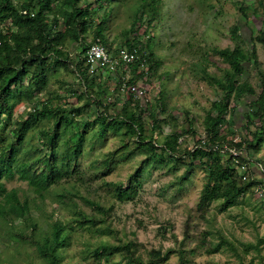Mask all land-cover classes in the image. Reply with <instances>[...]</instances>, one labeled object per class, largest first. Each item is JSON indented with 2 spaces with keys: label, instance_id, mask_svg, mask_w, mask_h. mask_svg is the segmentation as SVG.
Returning <instances> with one entry per match:
<instances>
[{
  "label": "rangeland",
  "instance_id": "rangeland-1",
  "mask_svg": "<svg viewBox=\"0 0 264 264\" xmlns=\"http://www.w3.org/2000/svg\"><path fill=\"white\" fill-rule=\"evenodd\" d=\"M125 1L127 2L124 3ZM137 3L139 0L113 1L111 17L108 20L109 29L106 32L107 46L110 52L115 53L132 36H136L144 44L151 42V52L159 63V68L149 81L145 78L138 82L147 90L150 101L144 99L137 103L143 109L142 117L146 127L152 128L150 105L153 104L159 127L154 135L158 140V153H161L160 147L164 146L166 139L174 132L181 135L179 145L182 150L195 149L200 141H208L204 120L212 103L222 96L219 89L206 80V73L221 76L225 69H229L230 66L215 54L214 49L238 46V42L231 37L235 25L240 26L241 34L249 41V46L253 45L250 40L252 36L257 40L259 61L256 64H247L245 77L250 79L256 91H261L258 70L264 72V46L258 42V37L264 7L260 5V0H163L159 18L148 33L145 32L147 25H143L127 36L126 32H129L133 23V6ZM250 5H254V8ZM242 7H252L246 10L248 16L245 17L240 12ZM92 8L94 12L99 9L95 5ZM256 9V14H253ZM100 15L101 13L97 14L96 18ZM60 29L63 31L64 27ZM90 31L88 42L93 40V32ZM78 46L77 43L67 41V52L76 62L80 52ZM70 68L72 70L63 66L50 74L45 91L35 97L36 103L28 104V101L23 100L16 104L15 118L26 117L27 111L40 109L46 102H53L54 106L68 105L66 103L83 106L85 98H75L68 90L71 88L80 93L85 92L83 81L76 75L73 64ZM121 71L95 78L96 84H100L107 92L105 101L110 104L105 113L112 117L118 114L127 100L121 90L125 77ZM132 76L129 75L130 79ZM26 83L27 81L24 82ZM161 91L165 95L162 107L159 103ZM57 93L66 97L57 99ZM90 102H94L93 98ZM231 105L234 107V102ZM92 106L89 112H83L77 117L80 120H94L100 114V108ZM246 110V105H240L235 117L232 114L228 116L233 126H227H231L234 131L235 142L248 138L245 129L239 130L246 123L243 118ZM100 111L103 113L104 109ZM190 123L196 135L189 132ZM48 124V121H43L38 127L43 128ZM99 128L100 124L96 122L86 130L83 129L86 143L80 163L83 169L90 170V179L86 182L75 179L61 182L46 193L44 201L37 200L44 212L34 209V214L35 219L44 222V218L46 223L50 219L69 221L73 210L72 201L63 206L54 200L56 193L65 192L76 196L79 207L89 215L95 214V211L85 202L86 198L109 209L111 212L106 225H110L114 232L98 235L87 229L77 230L69 240L61 264H138L139 260L127 262L120 253L113 255L110 262L100 263L95 256L84 252L87 247L90 246L91 250L101 242L114 245L133 242L135 256L141 257L143 264H149L154 252L166 254L170 249H173V254L167 260L155 264H264V193L261 195L254 190L227 209L223 208L222 202H214L202 213L198 205L207 172L201 161L195 162L187 180L181 179L191 163L188 158L180 164L171 161L158 167L147 166L140 175L135 176L148 156L146 148L138 146L136 138L128 140L124 136L127 132L125 127L116 132L107 131L105 136L99 134ZM232 137L231 135L229 139ZM123 139L128 143L123 144ZM228 148L231 146L228 145ZM244 151L245 149L242 153L247 158V173L254 171L261 175L264 170V143L257 159H252ZM113 152L117 154L109 167L99 164ZM202 162L210 163V159L204 158ZM241 173L242 171L239 176L243 177ZM132 180L137 181V196L126 201L118 200L113 187L111 189L109 185L122 183L128 188ZM6 185L9 190H19L22 199L26 193L33 196L27 182L14 179L7 181ZM16 225L22 226L21 223ZM3 236H6L5 225L0 226V264H44L35 246L20 240H7Z\"/></svg>",
  "mask_w": 264,
  "mask_h": 264
},
{
  "label": "trees",
  "instance_id": "trees-1",
  "mask_svg": "<svg viewBox=\"0 0 264 264\" xmlns=\"http://www.w3.org/2000/svg\"><path fill=\"white\" fill-rule=\"evenodd\" d=\"M113 1L97 0L89 5V0H0V226L6 227V236H3L5 239L20 240L22 243L35 246L44 264H61L69 240L77 230L87 229L98 235L114 232L110 225H106L111 212L109 209L86 198L85 202L95 211V214L89 215L79 207L76 196L65 192L56 193L54 200L63 206L72 201L73 210L69 221L50 219V222L46 223L44 218V222L35 219L34 214V209L44 212L37 200L44 201L46 193L61 182L71 179L86 182L90 179L88 178L90 170L82 168L80 157L86 143V133L83 129L86 130L96 122L100 124L98 131L101 136H105L107 131L116 132L125 127L127 132L124 136L128 140L136 138L138 146L146 148L148 156L135 176L140 175L147 166L158 167L171 161L180 164L188 158L191 163L181 179L187 180L195 162L201 161L207 172L198 205L202 213L214 202H222L223 208L227 209L233 207L242 196L253 193L259 187L264 189V170L261 175L248 171L246 180H243V177L239 176L240 170L233 165L232 157L226 150L228 145L242 152L245 149L244 152L252 159H257L264 143V72L258 70L261 80L259 92L250 79L245 77L247 64H256L259 61L255 37H251L253 45L249 46V41L241 34L240 26L235 25L231 37L233 41L238 42V46L214 49L215 54L230 67L225 69L221 76L206 73V80L222 93L221 98L212 103L204 120L208 141H200L195 149L182 150L179 145L181 135L174 132L166 139L164 146L160 147L159 154L158 140L154 137L159 127L153 104L150 105L152 128L146 127L147 124L142 117L143 109L133 98L129 99L128 104L123 105L118 114L114 117L109 116L105 113L109 110L107 106L110 104L105 101L107 92L100 84H96V79L88 74L86 67L83 68L85 53L92 43L100 40L107 46L106 32L109 29L108 20L111 17ZM94 5L99 7L96 12L92 8ZM162 5L163 0H139V3L133 6V23L126 35L130 36L143 25H147L145 32L148 33L159 18ZM260 5L264 7V0H260ZM250 6L254 8V5ZM252 7H242L240 12L246 17L248 16L246 10ZM257 10L253 14H256ZM99 13L101 15L97 19L96 15ZM260 23L258 42L264 46V15ZM63 27L62 31L60 28ZM90 30L93 32V40L88 42ZM68 40L79 45L77 62L72 60L67 52ZM150 43H141L136 36H132L122 44V47H127L139 56V60L131 65L133 77L129 84H137L146 76L150 79L154 72L158 71L159 63L151 52ZM144 58L147 60L148 74L139 71ZM71 64L76 75L81 77L85 92L80 93L71 88L68 90L75 98H85L83 106L69 103L54 106L53 102H46L40 109L27 111L26 117L15 118L16 104L23 100L28 101V104L36 103L35 97L45 91L50 74L63 66L71 69ZM238 77L240 78L237 79ZM159 96L162 107L164 92L161 91ZM55 97L62 99L66 96L57 93ZM92 98L93 103L90 102ZM232 102L234 107L231 105ZM92 105L103 108L104 112L99 109L100 114L92 121L80 120L77 116L89 112ZM240 105H246L247 110L243 115L246 123L240 126L239 130L245 129L248 138L235 142L234 131L231 130L233 125L230 124L228 116L232 114L235 117ZM43 121H48V126L39 128L38 125ZM189 132L196 135L192 123L189 125ZM231 135L233 137L229 139ZM122 143L127 144L128 141L123 139ZM116 154L111 153L99 164L109 167ZM204 158L210 159V163H203ZM240 159L248 166L247 158L242 156ZM14 179L27 182L33 196L30 197L26 193L22 199L19 190H9L6 182ZM109 186L111 189L113 187L115 196L120 201L134 199L138 193L137 181L134 180L130 182L128 188L122 183ZM17 223H21L22 226L18 227ZM44 223L46 225H43ZM84 252L95 256L100 263L110 262L113 255L120 253L129 263L139 260L138 264H143L141 257L135 256L133 242H120L116 245L101 242L91 250L90 246L87 247ZM173 252V249L168 250L166 254L154 252L149 264L167 260Z\"/></svg>",
  "mask_w": 264,
  "mask_h": 264
},
{
  "label": "built area",
  "instance_id": "built-area-1",
  "mask_svg": "<svg viewBox=\"0 0 264 264\" xmlns=\"http://www.w3.org/2000/svg\"><path fill=\"white\" fill-rule=\"evenodd\" d=\"M96 0H90V2H95ZM139 60L137 53H134L127 49V47H119L115 53L109 51L107 46H105L100 40L92 43L85 53V67L88 74L93 78H102L105 74L111 73L115 74L118 70H122L121 73H125L123 77V82L121 90L125 93L126 102L124 105L128 104L130 98H133L134 102L138 100L149 101L147 90L142 86L137 84H129V75L131 74V65ZM147 60L144 58L140 63L139 71L146 72L148 74ZM133 77V76H132ZM148 76H146L147 79ZM149 79V77H148ZM227 152L232 157L233 165L242 171L241 175L243 180H246V174L248 166L241 161V157L244 156L242 151L236 148L226 147ZM261 195L264 193L262 187L256 190Z\"/></svg>",
  "mask_w": 264,
  "mask_h": 264
},
{
  "label": "clouds",
  "instance_id": "clouds-1",
  "mask_svg": "<svg viewBox=\"0 0 264 264\" xmlns=\"http://www.w3.org/2000/svg\"><path fill=\"white\" fill-rule=\"evenodd\" d=\"M96 1H97V0H96ZM96 1H95V2H96ZM89 2H90V0H89ZM91 3H94V2H91Z\"/></svg>",
  "mask_w": 264,
  "mask_h": 264
}]
</instances>
